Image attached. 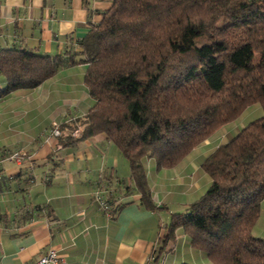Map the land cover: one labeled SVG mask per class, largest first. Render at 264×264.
I'll return each instance as SVG.
<instances>
[{
	"label": "trees",
	"instance_id": "1",
	"mask_svg": "<svg viewBox=\"0 0 264 264\" xmlns=\"http://www.w3.org/2000/svg\"><path fill=\"white\" fill-rule=\"evenodd\" d=\"M78 44L95 103L77 118L80 136L71 135L69 121L58 125L56 139L70 144L104 133L133 180L117 188L137 191L146 208L155 207L146 157L173 167L249 105H260V117L203 159L210 184L171 214L165 236L181 228L211 264H264V238L253 234L264 199V0H112ZM73 55L0 49V97L40 85L74 63ZM114 189L104 194L110 215L120 206Z\"/></svg>",
	"mask_w": 264,
	"mask_h": 264
},
{
	"label": "crops",
	"instance_id": "2",
	"mask_svg": "<svg viewBox=\"0 0 264 264\" xmlns=\"http://www.w3.org/2000/svg\"><path fill=\"white\" fill-rule=\"evenodd\" d=\"M111 3L0 0V49L70 51L75 60L34 88L0 97V264H29L49 249L66 264H211L181 228L165 235L171 214L208 188L203 159L232 138L240 123L221 125L173 167L159 168L146 157L153 209L141 204L137 191L117 188L133 180L127 160L104 133L70 144L51 135L53 122L65 126L71 118H83L95 103L84 83L86 63L79 61L78 43ZM4 86L0 75V89ZM15 150L27 152L32 166L10 160ZM99 187L118 193L120 206L110 216L93 200ZM253 234L264 238V199Z\"/></svg>",
	"mask_w": 264,
	"mask_h": 264
},
{
	"label": "built area",
	"instance_id": "3",
	"mask_svg": "<svg viewBox=\"0 0 264 264\" xmlns=\"http://www.w3.org/2000/svg\"><path fill=\"white\" fill-rule=\"evenodd\" d=\"M70 122H73L75 124V128L73 129L71 135L74 137L80 136L81 125L78 122L77 118H71ZM58 125L59 124L57 122H53L51 126V135L54 136L55 138L59 136L60 134ZM8 158L16 162L19 165L31 167L33 164L31 160V156L27 152L22 151V150H15V151L10 152V154L8 155ZM105 192L106 190H103L100 187L96 188L93 193V200L95 201V203H97L99 208L103 210V212L106 215L110 216L109 206L104 196ZM29 264H66V261L64 257L59 255V253L56 250L49 249L44 254H42L40 257H38L36 260H34L33 262Z\"/></svg>",
	"mask_w": 264,
	"mask_h": 264
},
{
	"label": "rangeland",
	"instance_id": "4",
	"mask_svg": "<svg viewBox=\"0 0 264 264\" xmlns=\"http://www.w3.org/2000/svg\"><path fill=\"white\" fill-rule=\"evenodd\" d=\"M204 39L200 40L203 41ZM263 114L262 109L260 107V105L258 103H253L251 105L248 106L247 109H245L242 113V115H240L237 119H235L234 121H232L230 124L233 126V124H239L240 126H238V128L236 129V131L234 133H237L241 127H243L244 125H246L248 122L252 121L253 119H256L258 117H260Z\"/></svg>",
	"mask_w": 264,
	"mask_h": 264
}]
</instances>
